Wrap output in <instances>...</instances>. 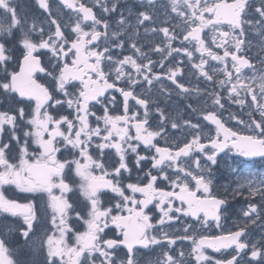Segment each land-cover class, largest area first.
<instances>
[{"label": "snow or ice", "instance_id": "snow-or-ice-1", "mask_svg": "<svg viewBox=\"0 0 264 264\" xmlns=\"http://www.w3.org/2000/svg\"><path fill=\"white\" fill-rule=\"evenodd\" d=\"M157 2L147 0L145 10L135 14V23H131V11L128 16L121 11L115 21L116 29L109 34L112 24L97 18L93 7L80 0H58L59 6L71 12L68 22L53 16L50 0H35L47 18L40 21L33 17L31 22L18 11L17 0H0V96L13 106L9 111H0V188L10 185L20 193L47 197L45 231L34 237L41 222L37 206L32 200L21 203L0 191V214L22 220L17 228L6 227L0 232V264H19L6 238L12 231L24 239L36 256L43 257L34 258L31 264H97V261L117 264L116 253L121 247L127 250V259L119 264H137L136 246L145 249L153 245L172 246L177 240L192 242L190 255L195 264H264V235L253 240L249 231L258 222L264 229V171L244 167L255 163L256 158L264 161V59L259 61L258 69L242 54L245 43H250L246 39V25L255 30L264 45V0H167L162 12L157 10ZM94 6L102 8L105 14H114L120 3L95 0ZM160 16L164 17L159 21L161 25H169L174 18L182 23L172 27H144L155 24ZM100 27L103 31L98 30ZM141 27L145 34L160 37L155 47L146 45L147 52L143 50L145 45L138 46ZM205 29L212 30L211 44L223 49L222 55L213 51L202 36ZM102 39L110 47L101 48ZM177 40L181 41L180 47H173ZM126 45L132 55L122 59L113 55L114 49L123 50ZM196 53L199 62L193 63ZM152 55L161 59L154 61ZM176 56L187 57L191 68L205 82L214 81L206 70L209 60L223 65L214 69L223 77L218 86L226 88L228 100L233 104L249 109L246 124L237 115L230 116L244 126L243 131L226 126L221 118L223 95L215 90H204L211 106L200 109L196 123L178 116L170 118L159 106L153 116L154 102L141 98L134 90L142 82L149 86V93L165 79L182 96L201 92L179 82L184 75L180 66L183 60H176L167 72L163 71L165 62ZM157 63L160 72L153 71ZM244 70H251L252 75L243 76ZM40 73L47 78L46 83L39 82ZM122 81L125 86L118 87ZM110 90L122 97V115L109 112V105L118 103L115 96L107 95ZM158 91L170 95L164 88ZM130 101L143 109L142 115L132 111ZM29 105H32L30 112ZM97 105L103 106L102 116L94 111ZM62 110L68 114L60 115ZM92 117L95 127L90 123ZM210 125L214 126V135ZM205 128L209 129L207 133ZM176 132H181L183 138L175 137ZM160 138L168 146H159ZM169 140L173 143L169 144ZM141 145L151 156L140 154ZM29 148L33 150L30 152ZM97 150L99 159L92 155ZM105 150H114L118 158L111 171L103 162ZM13 151L18 154L16 157L9 156ZM129 152L135 155L139 171H143L144 162L150 161V169L144 172L147 183L122 184V174L131 172L127 162ZM61 155L65 158H59ZM223 157L233 161L244 158L231 168L243 180L234 189V195H243L246 187L248 200L235 230L198 238L188 235L193 230L189 224L184 226L182 237L163 231L166 225L178 222L181 215L193 218L202 227L211 221L216 222L217 228L221 227L227 200L214 195L212 189L214 169ZM94 170L101 174L96 175ZM74 178H79L75 187ZM160 181H167L170 190L157 187ZM77 190L79 196L73 200ZM105 190L113 193V198L118 197L114 205L104 206L101 197L107 194ZM136 194L142 199H136ZM256 198L259 204L251 202ZM149 205L159 212L155 223L146 211ZM125 212L127 215L122 214ZM71 214L82 221L84 231L75 232L74 243L69 244L67 238L73 232ZM48 226L51 231L47 230ZM113 227L118 235L105 239ZM206 249L215 253L230 249L234 254L226 260L215 259ZM183 256L181 252L180 257ZM156 264L183 262L164 251Z\"/></svg>", "mask_w": 264, "mask_h": 264}, {"label": "flooded vegetation", "instance_id": "flooded-vegetation-1", "mask_svg": "<svg viewBox=\"0 0 264 264\" xmlns=\"http://www.w3.org/2000/svg\"><path fill=\"white\" fill-rule=\"evenodd\" d=\"M80 2H83L86 4V6L93 7L94 13H96L97 18L100 19H107L111 24L112 28L109 30V34L112 30L116 29L115 21L119 18V14L121 11H123L125 16L129 15V12L131 11V23H135V14L138 11L145 10V6L147 4V0H119L120 8L117 9L116 13H109L105 14L103 13L102 8L95 5V0H80ZM167 3V0H158L157 2V10L163 11V6ZM51 4V10L53 13V16L60 18L62 22H68L69 16L71 15V12L68 9H63L61 6H59L57 0H50ZM17 6L18 11L22 15H27L29 17V22H31V18L35 17L40 21H43L47 18V14L43 13V10L39 9V6L35 3V0H17ZM110 6V3H109ZM175 16V14H173ZM156 19V18H154ZM164 17L160 16L158 19H156L155 24L148 23L144 27L151 28L153 26H177L180 25L182 22L178 18H174L169 25H161L159 23L160 20H163ZM90 24L88 25V28H90ZM144 27L140 28V39H139V45H145L143 48L144 51H148V47L146 45L151 44L152 47H155L156 43L160 42V37H154L150 33L145 34ZM86 30H88L86 28ZM98 30L103 31V28L100 27ZM176 30L179 32L180 28L177 27ZM225 31H227V27L224 28ZM245 32H246V39L250 43H245L243 53L247 58L251 60L253 64L256 65V67L259 69L261 67L259 61L264 59V45L260 43V37L256 34L254 29H250L245 26ZM212 30L205 29V31L202 33V36L205 37L206 41L209 43V46L212 47L213 51L218 52L220 55L223 54V49H217L214 45L211 44V38H212ZM162 35V34H161ZM127 39V37H124ZM181 41L177 40L173 42V47H180ZM99 45L101 48L109 46L110 44H107L103 39L99 42ZM191 48V45H188ZM132 51L125 46L123 50L120 49H114L113 55L119 59H122L123 56L126 55H132ZM70 59V58H69ZM151 59L154 61H159L161 57L159 55H152ZM176 60H183L184 63L180 65L184 69V75L179 80L180 83L185 84L186 87L190 88H199L201 89V92L199 95L196 93H193L189 96H182L179 94L178 90L176 89L175 85H173L168 80H163L160 83L155 84L154 87L151 88L149 93V86L146 83L142 82L141 87H136L134 90L137 95H139L141 98H147L149 101L154 102L152 104V113L155 117V108L159 106L160 108L165 109L166 114L171 118L173 116L181 117L182 119H191L193 123L198 122L200 118V109L207 106H211V101L207 99V94L204 91L205 89L207 91H213L217 93H221L223 95L222 103H224V109L221 114V118L225 121L226 126L231 127L234 131H243L244 126L237 123L236 120L230 119V116L232 114H235L238 116L239 119L244 120L245 124L248 121V107H241L238 104H233L230 100H228L227 97V90L226 88H221L218 86V81L222 79L223 77L221 75H217L214 69L222 68L223 65L219 64L216 61L209 60V64L206 67V70L209 72L210 75H213L214 81L213 82H205L203 78L199 77L198 74L195 73V70L191 68V65L188 63L187 57L183 56H176L175 59L169 58L168 61L165 62V65L163 67V71L167 72L168 67L175 64ZM199 62V53L195 54V59L193 63ZM228 67L231 69V60L229 58L228 61ZM105 71H108V68H105ZM154 72H160L161 67L159 63H157V66L153 69ZM252 75L251 70H244L243 76L250 77ZM37 78L39 82L46 83L47 78H45L43 73H40L37 75ZM114 79V77H113ZM118 87H124L125 82H119ZM164 88L167 92H170V95H161L158 89ZM69 91H72L70 88ZM107 95L109 98L111 96H115L116 100L118 101L115 105H109V112L112 115H122L123 114V102L122 97L120 94L114 90H110ZM243 95V94H242ZM250 99V97H249ZM188 105H191V108H188ZM31 106L29 105L28 111L30 112ZM130 106H132V111H139L142 115L143 109H139L138 107H135V101H130ZM13 106L5 101V98L3 96H0V111H9ZM192 109H196L195 112L192 111ZM97 115L102 116L103 115V106L97 105L94 109ZM55 114V113H53ZM60 115H67L68 112L65 110H62ZM131 115V113H129ZM258 114H257V117ZM90 123L93 127L96 126L95 118H90ZM207 123V122H205ZM102 126V125H101ZM170 126V125H169ZM211 128L212 134L214 135L215 129L214 126H209ZM208 128H205V132H208ZM22 136V132L19 133ZM132 134L134 135V130H132ZM175 137L182 139L183 135L181 132H176ZM5 142L8 140L7 132H5L4 135ZM98 142V141H95ZM168 143H173L172 140H169ZM158 144L161 147L168 146V144L165 143V140L163 138H160L158 140ZM33 149L29 148V151L31 152ZM140 154L141 155H149L151 156L152 153L146 152L144 150L143 146H140ZM18 154L13 151L9 153L10 157H16ZM92 155L95 159L100 158V152L94 151L92 152ZM59 158L63 159L65 158V155H61ZM243 157H239L237 161H233L229 159V157H223L221 159L220 165L214 169L213 172V194L217 195L220 198H224L227 200V204L224 207V211L221 214V227L217 228L216 222L211 221L207 227H202L201 225H198L195 223L193 218L191 217H184L181 215L179 217L178 222H172L170 225H166L163 229V231L174 233L176 236H183L185 235L183 228L186 224L193 225V230L188 233V235H195L197 238L200 235H220L223 232H227L229 230H235L234 226L242 220V214L241 210L247 207L248 200L245 199V196L247 195V188L245 187L243 192V195H234V189L238 187L239 184L243 183V180L240 176L234 174L231 172L232 167H236L237 163L239 161H243ZM13 162H15L13 160ZM103 162L105 164V168L108 171H111L117 164H118V158L115 155L114 150H105L104 156H103ZM127 162L128 166L131 169V172H124L122 176L120 177L122 184L126 185L127 183H147V180L144 179V172H147L150 169V161L144 162L142 164L143 171H139L136 168L135 165V155L132 153H128L127 156ZM245 168H254L258 171H264V161H260L259 158H256L255 163H249L244 165ZM96 175L101 174L99 170H94ZM153 175H157L155 171L152 172ZM110 179H115L114 177H109ZM248 179H252L251 176L248 177ZM79 184V178H74V187ZM168 182L167 181H160L157 183V187L165 188L166 190H170L167 187ZM194 187V185H193ZM0 191H3L4 194L10 198V199H16L21 203H26L29 200H32L34 204L37 206L39 210L40 215V224L37 225V231L34 234L35 236L41 235L45 231V225H44V204L46 202L47 197L41 196L40 194H27V193H20L17 189H15L14 186L5 185L2 188H0ZM107 193L105 196H102L101 199L104 202V206L107 207L109 204H115L117 198H113L114 194L111 193L109 190H105ZM56 193H58V190H56ZM126 194L131 195L130 192H127ZM79 196V192L77 190L76 195L73 196V200L76 199V197ZM136 199H142V196L140 194H136ZM253 203H260L259 199L256 198L252 200ZM176 205L179 206V202H176ZM150 216H152L153 223H155L156 220L159 219V212L154 207V205H149V208L146 210ZM115 214V213H113ZM123 215H127V213H122ZM73 216V219L70 220V226L73 227V232L69 234L68 236V242L69 244L74 243V235L75 232L84 231V227L82 224V221H77L74 218V214H71ZM22 224V220H19L17 218H12L5 216L3 214H0V232H4L5 228H12L15 229L19 225ZM48 231H51L50 226L47 227ZM249 231L251 233L253 240H259L262 235H264V229L260 227V222L257 223L255 226H251L249 228ZM118 233L116 230L111 228L110 231H108V234L104 237L105 239L108 238H116ZM9 247L11 251L13 252V258L19 262V264H31V261L36 258L42 260V256H36L33 251L24 243V239L22 237H19L18 233L16 231H12L10 234L6 236ZM136 261L137 264H156L157 261L162 259V255L164 251H169L171 255H173L178 260H181L183 264H195L194 258L190 255L191 248H192V242L190 240H177L175 245L172 246H150L149 248L145 249L140 246H136ZM206 253L215 259H221L226 260L230 258L231 254H234L232 250H223L220 253H215L211 249H206ZM127 250L123 247L118 250L116 253V261L117 264H119L120 260H126ZM183 252L184 256L180 257V253ZM245 259H247V256H245ZM97 264H99V261H97Z\"/></svg>", "mask_w": 264, "mask_h": 264}]
</instances>
